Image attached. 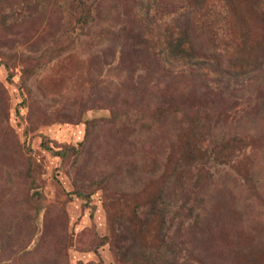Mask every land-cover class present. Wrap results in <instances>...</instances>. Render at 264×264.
I'll return each instance as SVG.
<instances>
[{
  "label": "rangeland",
  "instance_id": "rangeland-1",
  "mask_svg": "<svg viewBox=\"0 0 264 264\" xmlns=\"http://www.w3.org/2000/svg\"><path fill=\"white\" fill-rule=\"evenodd\" d=\"M0 264H264V0H0Z\"/></svg>",
  "mask_w": 264,
  "mask_h": 264
}]
</instances>
